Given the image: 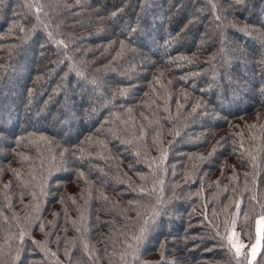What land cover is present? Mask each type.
Wrapping results in <instances>:
<instances>
[{
  "label": "trees",
  "instance_id": "1",
  "mask_svg": "<svg viewBox=\"0 0 264 264\" xmlns=\"http://www.w3.org/2000/svg\"><path fill=\"white\" fill-rule=\"evenodd\" d=\"M261 77L264 0H0V262L234 264L232 218L243 259Z\"/></svg>",
  "mask_w": 264,
  "mask_h": 264
},
{
  "label": "snow or ice",
  "instance_id": "2",
  "mask_svg": "<svg viewBox=\"0 0 264 264\" xmlns=\"http://www.w3.org/2000/svg\"><path fill=\"white\" fill-rule=\"evenodd\" d=\"M245 3V0H235V4L239 6H243ZM233 5H229V7H232ZM213 8L215 9V4L213 5ZM35 11L37 14L40 13L41 7L39 4L35 6ZM37 19H39V15H37ZM216 19L219 20L220 16L217 15ZM234 27L236 25H233ZM242 31H247V25H245L244 28L241 29ZM49 36L51 37V33H49ZM57 44H64L63 40L56 41ZM124 42L121 41V46L123 47ZM157 82H159V78L157 77ZM121 94H123V90H121ZM19 137H17V140L19 141ZM81 153H83V149L80 150ZM63 155V154H62ZM211 155V153H209ZM83 175V173H81ZM236 208L239 210L240 209V201H236ZM157 213H153V216H155ZM249 219L248 213H245V221ZM148 221H145V224H147ZM41 229H43L44 225H40ZM236 227H237V220L235 218H232L231 220L226 219L225 220V233H220L218 230L217 226V232L216 235L220 237L221 241L224 240L225 236L227 237V247L229 249V252L232 254V258L234 260V264H262V259L258 258V253L259 256L264 258V251H261V238H262V233H264V205L261 206V210L259 213L255 215V231H256V238H255V243L251 244L250 250H247L246 253L244 254V258L240 259L242 256V249H245V245L242 241H238L236 239L237 237V232H236ZM249 225V229H250ZM79 230V229H78ZM145 227H141L140 232L133 237V240L136 241L135 245H129V248H131V256L133 257V260L136 259V248L140 244V242L144 239V234L146 232ZM26 233L24 230H21L19 233V239L21 242H23L24 237ZM225 245L221 243V247H224ZM163 248V245H161ZM85 248L87 249V244H85ZM129 253L124 252L120 254V258L122 261H124V264H128L127 256ZM19 253H17L18 257ZM163 255V253H162ZM2 264V262H0Z\"/></svg>",
  "mask_w": 264,
  "mask_h": 264
},
{
  "label": "rangeland",
  "instance_id": "3",
  "mask_svg": "<svg viewBox=\"0 0 264 264\" xmlns=\"http://www.w3.org/2000/svg\"><path fill=\"white\" fill-rule=\"evenodd\" d=\"M23 70V67L21 66V65H19V66H17L16 67V69H15V71L16 72H18L19 74H21V71ZM242 72H244V70L242 71ZM240 74L241 73H238L237 75H234V74H232L231 76L232 77H237L236 79H238V80H240V81H242V83H244V85L242 86L243 88L245 87V85H247L248 83L246 82V80L244 79V77L241 75L240 76ZM260 80H262V77L260 78ZM76 81V80H75ZM74 80H73V82H75ZM264 80H262L261 82H263ZM72 82V83H73ZM74 85V87H76V82L74 83V84H72L71 86H73ZM241 87V88H242ZM70 89H71V87H70ZM85 91H84V93L86 94V96H87V98H92V95L90 94V92H88V90L84 87L83 88ZM237 91L238 92H241V90L242 89H240V86L239 87H237ZM30 91L32 90V89H29ZM243 91V90H242ZM68 106V107H71V109H76L79 105L77 104V101H76V99H71V100H68V101H66L65 103L63 102L62 104H60V107H62V106ZM64 106V107H65ZM66 110L69 112V109L68 108H66ZM66 115H68V114H66ZM59 116V115H58ZM69 117V116H68ZM65 118V117H64ZM61 119H63V118H61Z\"/></svg>",
  "mask_w": 264,
  "mask_h": 264
}]
</instances>
